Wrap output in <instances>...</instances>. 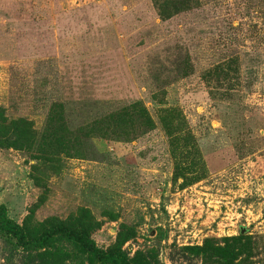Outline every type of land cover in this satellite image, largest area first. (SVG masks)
Masks as SVG:
<instances>
[{
  "label": "rangeland",
  "instance_id": "374dc122",
  "mask_svg": "<svg viewBox=\"0 0 264 264\" xmlns=\"http://www.w3.org/2000/svg\"><path fill=\"white\" fill-rule=\"evenodd\" d=\"M231 56L241 62V87L213 98L202 72ZM183 59L192 63L186 77L176 63ZM135 100L156 128L130 141L85 139L84 156L57 167L35 168L34 152L0 149V204L9 216L34 224L86 207L102 221L92 235L99 246L126 223L136 236L123 248L149 251L156 264H200L179 249L244 229L257 244L253 264H264V0H204L169 20L153 0H0L8 117L41 130L61 102L80 128ZM163 106L182 111L206 165L205 177L185 188L173 181ZM10 251L0 237V264H25Z\"/></svg>",
  "mask_w": 264,
  "mask_h": 264
},
{
  "label": "trees",
  "instance_id": "16d2710c",
  "mask_svg": "<svg viewBox=\"0 0 264 264\" xmlns=\"http://www.w3.org/2000/svg\"><path fill=\"white\" fill-rule=\"evenodd\" d=\"M204 0H153L161 20L201 7ZM189 57V56H188ZM182 76L192 72L190 59L176 62ZM241 62L231 56L206 68L202 78L210 87L213 98L230 97L231 89L241 84ZM237 84V85H236ZM228 89V90H227ZM226 90V91H225ZM225 92V93H221ZM164 95L154 94L158 103ZM159 122L169 138L174 160L173 181L185 188L206 175V165L199 145L182 111L177 107H161ZM156 128L154 118L141 100L108 112L103 118L80 128L70 126L65 106L54 102L45 124L38 130L26 117L10 118L0 106V149H14L35 153V168L40 165L57 167L63 157L82 158L83 140L113 139L130 141ZM27 216L18 223L9 216L5 204H0V237L10 246V258L18 255L25 264H156L155 255L137 250L133 256L124 244L136 236L135 229L121 223L115 241L101 247L93 233L102 226L89 208L81 207L66 218L51 217L32 223ZM257 244L252 235L242 229L238 235L208 237L201 245L184 246L179 254L200 264H253Z\"/></svg>",
  "mask_w": 264,
  "mask_h": 264
}]
</instances>
